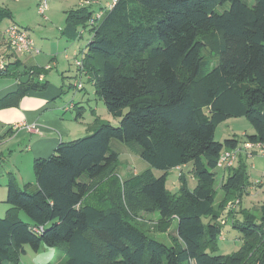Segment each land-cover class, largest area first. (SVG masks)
Wrapping results in <instances>:
<instances>
[{
    "label": "trees",
    "instance_id": "16d2710c",
    "mask_svg": "<svg viewBox=\"0 0 264 264\" xmlns=\"http://www.w3.org/2000/svg\"><path fill=\"white\" fill-rule=\"evenodd\" d=\"M103 8L89 27L78 70L89 75L118 126L101 122L83 138L60 143L49 158L35 159L33 192L9 179L0 264H18L25 247L59 249L64 264H264V204L257 214L230 213L242 242L236 252H207L218 251V220L227 203L241 200L249 186L243 159L217 176L220 154L264 143V0L251 6L243 0H117ZM9 18L0 8V23ZM92 18L84 7L68 12L69 34L76 40L77 29ZM20 67L14 62L0 74L12 68L19 77L42 76L35 68L21 75ZM46 86L30 79L2 98L0 109L17 107L23 91ZM238 118L252 134L215 142L217 126ZM111 141L137 149L150 169L119 178ZM186 166L196 182L192 190ZM175 169L180 189L171 194L167 175ZM142 214H158L163 230L174 220L169 244L148 235L135 220Z\"/></svg>",
    "mask_w": 264,
    "mask_h": 264
},
{
    "label": "rangeland",
    "instance_id": "374dc122",
    "mask_svg": "<svg viewBox=\"0 0 264 264\" xmlns=\"http://www.w3.org/2000/svg\"><path fill=\"white\" fill-rule=\"evenodd\" d=\"M95 1L96 0H47L48 8L45 13V20L43 16L39 15L37 12L39 0H0V4L4 6L11 15V18L5 19L2 21V23H0V30H4L11 24L25 29L33 41L34 50L37 51L35 54H22L20 56L23 61L31 59L30 62L26 64V66L31 64L35 65L36 69L42 73L43 77L46 78L48 84L52 85V87L57 90L60 87L63 88L65 93L62 94L61 97L57 98V104L64 107L74 104L77 107L84 108V113H90L89 108L95 106L99 113L105 111L103 102L97 98L94 99V96L91 94L92 89L86 79V76L84 73L80 72V70H78L75 65L76 63H81L83 60L82 51L86 50V45L91 38V31L89 28L90 26L87 23L88 26L85 25L83 28H78V38L73 43L67 42L64 32L70 26V22L67 21V13L76 9H82L84 7L88 10L90 9L92 15L94 16L99 10V7L92 6L93 2ZM243 1H245L249 6L253 5L254 3V0ZM108 2L109 3L106 4L105 9L110 4L111 0H108ZM103 5L104 1H102V6ZM47 66L50 67V69H48ZM37 78V75H33L30 79L36 81ZM78 82L84 86V88L89 92L88 95L92 97L89 99V103L86 102L87 98L89 97H86L83 100V92L78 91L74 87V85ZM62 110L64 111L65 109ZM63 111H61V113ZM65 111L64 113H72L73 115L75 113L74 111ZM107 121L110 122L109 124L113 127L118 126V119L114 117H110V119L106 118L105 122ZM240 121L238 119H230L226 123L219 124L214 133V141L222 143L224 140L231 138L240 140L241 134L245 131V129L252 131L251 126L246 122L245 119H241ZM110 149L115 151L119 156V178L122 179L125 178V176L128 177L129 175H132V173L135 175L138 172H143L146 169H150L149 166L137 156L135 151L137 149H132L126 144L117 141H111ZM247 168L251 177L250 182H252L256 178V175L250 170V164H247ZM189 169V167H186L184 168V171L187 172V188L192 190L195 188L196 182L192 176L188 174ZM214 172L218 177H220L222 174V172L217 169H215ZM152 173L156 177L161 175V172L156 170H152ZM166 189L171 194H175L179 191L180 187L178 182V171L176 169L168 173ZM217 190L219 191V187ZM28 192H33V188L28 189ZM236 200L237 198L227 203L222 215L218 220L219 224L223 227L221 232L223 235V240H217L216 242L218 251L216 253L215 251L207 252L211 254L213 253L214 255L228 256L240 248L242 244L241 240L239 239L240 235L230 227L231 218L229 215L230 213H236L241 204L236 209V211H229L226 209L227 207L231 208ZM252 200L253 202L252 204L250 203V207L248 209L252 213L257 214L260 207L264 204V193L263 195L258 196L257 194L252 196ZM18 215L22 221L28 222L27 217L22 212H19ZM226 219H228L227 223ZM135 220L138 223H141L149 236L162 243L169 244L172 238H174L176 235L174 220L171 222L170 226L163 230L159 225L158 214H142L135 218ZM223 221L226 223V225H224ZM48 251L49 250H46V252L40 251L38 254H36L27 247L26 254L20 257L18 264H34L35 261L45 264L44 262H47V258L51 256V254L49 255L47 253H52L53 251L56 253H62L59 249L50 250V252ZM189 264L194 263L191 262Z\"/></svg>",
    "mask_w": 264,
    "mask_h": 264
},
{
    "label": "crops",
    "instance_id": "0c3cea01",
    "mask_svg": "<svg viewBox=\"0 0 264 264\" xmlns=\"http://www.w3.org/2000/svg\"><path fill=\"white\" fill-rule=\"evenodd\" d=\"M102 1H104L103 6ZM107 3H109L108 0H96L93 2L92 6H97L101 9L105 7ZM0 8L6 9L1 4ZM18 28L24 30L27 36L31 39L29 33L25 29L21 27ZM68 29L69 28L64 32L67 42L73 43L75 42V39L69 34ZM3 31L4 30H0V56L3 55L9 59V51L7 50L6 42L2 35ZM32 53L35 54L37 51L33 48L30 53L26 54L31 55ZM21 55L22 54L10 57L8 65L14 62H19L21 67H24L25 70L31 68L36 69V66L33 64L26 66L31 59L23 61L20 57ZM47 68L50 69L48 66ZM11 70L12 68H9L5 74H0V100L9 94L17 92L22 85L19 83L20 77ZM84 75L92 89V96H94V99L97 98L89 75L86 73ZM43 81L47 85L44 90L23 91L17 107L0 109V217H4L6 211L9 209V205L6 203V198L7 184L11 177L15 178L19 188L29 185V187L34 190L35 178L32 171V164L35 159L49 158L60 143L70 142L79 139L84 135L86 136L93 132L98 124L105 122L106 118L110 119V117H112L106 112V110L103 111L104 113H99L96 106L89 108L90 113H84V108L77 107L74 104L73 110H71L75 112L74 115L72 113H64L65 110L63 111L62 109H65V107L56 102L57 98L65 93L63 88L60 87L58 90L53 88L52 85L48 84L45 77H43ZM81 91L83 92L82 99L84 100L86 97H89L86 101L89 103V99L92 98L88 95L89 92L84 86ZM61 111L63 112L61 113ZM241 119L243 118H238L239 121ZM229 120L230 119L223 123H226ZM14 125H19L20 128L13 131L12 129ZM24 125L30 127V129L28 130L24 128ZM246 134H252V131L245 129L241 134V139ZM239 159H243L246 163L249 186L244 190L241 197V205L238 209V213L240 209L249 210L250 203L252 204L253 202L252 196L257 194L259 196L264 193V158L258 154L249 157L247 156V152L242 149L233 168L238 166ZM247 164H250V170L256 175V178L252 182H250L251 177L248 172ZM186 167H183L182 170ZM221 172L222 177H225L226 172ZM237 217L240 218L239 214ZM227 222L228 219H226V223ZM223 223L226 225L224 221ZM26 248L27 247H25V254ZM46 250H49L48 252H50V250L54 249H42L40 251L46 252ZM47 254H51V256L47 258L48 261L44 262L45 264H64L63 252L56 253L53 251L52 253ZM34 264H41V262L35 261Z\"/></svg>",
    "mask_w": 264,
    "mask_h": 264
},
{
    "label": "built area",
    "instance_id": "2783aa9c",
    "mask_svg": "<svg viewBox=\"0 0 264 264\" xmlns=\"http://www.w3.org/2000/svg\"><path fill=\"white\" fill-rule=\"evenodd\" d=\"M117 2V0H111L110 4L106 7V9H111L113 5ZM86 3V2H85ZM48 4L47 0H39L38 5H37V12L39 15L43 16V18L46 19L45 13L47 11ZM103 13L100 11L96 13L93 18L88 21L89 26H93L99 21L102 17ZM2 35L4 36V40L6 42V47L7 50L9 51L8 58L20 54H26L30 53L33 50V41L27 36L26 32L20 28H18L15 25H10L7 28L4 29ZM82 56L84 54V51H82ZM76 56V55H74ZM9 59L4 57L3 55L0 56V72L4 71L8 65ZM78 69H81L82 66V61L81 63H76L75 64ZM35 75V74H34ZM33 76V72H30V77ZM39 81L43 79V77L40 75L37 78ZM74 87L78 90L81 91L83 89V86L80 82L76 83ZM66 111H71L73 110V104H70L65 107ZM19 125H14L13 126V131L19 129ZM24 128L30 129V127L24 125ZM244 149L247 152V156H253L254 154H258L264 158V143H250V142H245L239 146L237 149L234 150H229V151H223L216 163V169L220 171H226L228 169L233 168L234 163L240 154V152ZM240 199L237 198V200L234 202V204L231 206V208L227 207L226 209L229 211H236V209L240 205ZM234 208V209H232ZM32 231L35 233H38L39 229L32 228ZM219 240H223V235L221 234L219 236Z\"/></svg>",
    "mask_w": 264,
    "mask_h": 264
},
{
    "label": "water",
    "instance_id": "95a60500",
    "mask_svg": "<svg viewBox=\"0 0 264 264\" xmlns=\"http://www.w3.org/2000/svg\"><path fill=\"white\" fill-rule=\"evenodd\" d=\"M25 71L24 67H20L18 69V73L19 74H23ZM30 80V76L29 75H22L20 78H19V83L22 84V85H26Z\"/></svg>",
    "mask_w": 264,
    "mask_h": 264
}]
</instances>
